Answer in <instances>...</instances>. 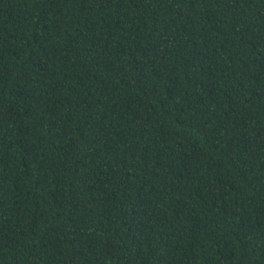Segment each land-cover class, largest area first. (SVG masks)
Masks as SVG:
<instances>
[{
    "label": "trees",
    "instance_id": "trees-1",
    "mask_svg": "<svg viewBox=\"0 0 264 264\" xmlns=\"http://www.w3.org/2000/svg\"><path fill=\"white\" fill-rule=\"evenodd\" d=\"M0 264H264V0H0Z\"/></svg>",
    "mask_w": 264,
    "mask_h": 264
}]
</instances>
